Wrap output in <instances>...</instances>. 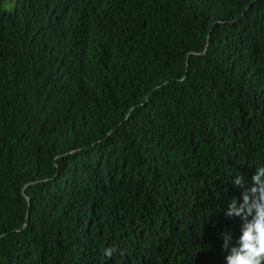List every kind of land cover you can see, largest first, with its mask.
<instances>
[{"label": "trees", "instance_id": "16d2710c", "mask_svg": "<svg viewBox=\"0 0 264 264\" xmlns=\"http://www.w3.org/2000/svg\"><path fill=\"white\" fill-rule=\"evenodd\" d=\"M264 166V0H0V264H224Z\"/></svg>", "mask_w": 264, "mask_h": 264}, {"label": "clouds", "instance_id": "9594fccd", "mask_svg": "<svg viewBox=\"0 0 264 264\" xmlns=\"http://www.w3.org/2000/svg\"><path fill=\"white\" fill-rule=\"evenodd\" d=\"M232 183L242 189L240 199L230 200L226 217L240 220L239 234L219 233L224 264H264V166H258L249 178L239 174Z\"/></svg>", "mask_w": 264, "mask_h": 264}]
</instances>
